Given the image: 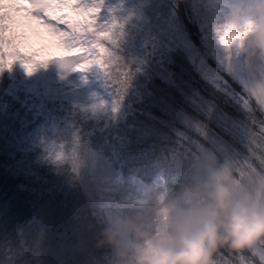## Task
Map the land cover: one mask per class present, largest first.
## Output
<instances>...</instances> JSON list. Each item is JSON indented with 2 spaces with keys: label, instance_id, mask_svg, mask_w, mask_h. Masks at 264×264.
I'll return each mask as SVG.
<instances>
[{
  "label": "trees",
  "instance_id": "16d2710c",
  "mask_svg": "<svg viewBox=\"0 0 264 264\" xmlns=\"http://www.w3.org/2000/svg\"><path fill=\"white\" fill-rule=\"evenodd\" d=\"M138 1L150 5L133 3ZM155 1L154 9L147 6L153 26L175 23L203 52L192 0ZM11 9L0 0V29ZM73 13L63 20L75 37L101 42L123 63L129 60L131 69L136 68L132 56L143 67L156 59L167 75L137 72L138 96L126 104V115L114 120L104 108L92 112L66 96L56 67L37 62L29 73L30 52L11 69L0 56V264H136L120 236L95 213L79 172L69 160L58 159L68 136L59 135L55 124L124 175L145 183L163 176L171 197L183 175L201 168H230L243 196L264 189V107L237 77L214 57L205 56V66L214 72L208 75L186 47L158 48L143 34L138 15L111 17L112 31L118 32L106 37L104 26L84 23ZM255 248L218 246L210 264H264Z\"/></svg>",
  "mask_w": 264,
  "mask_h": 264
},
{
  "label": "rangeland",
  "instance_id": "374dc122",
  "mask_svg": "<svg viewBox=\"0 0 264 264\" xmlns=\"http://www.w3.org/2000/svg\"><path fill=\"white\" fill-rule=\"evenodd\" d=\"M112 1L83 0V3H80L79 0H54L46 7L51 12L50 19L56 20L64 18V14H61V9L64 8L81 13L89 7H99L102 11L97 19L101 20L99 26H104L102 33L106 37L118 32L112 31L114 16L128 18L138 15L141 20L140 29L146 37L153 40L155 46L166 51L173 47H186L208 75L214 72L205 66V56L214 57L223 68L237 77L264 107V64L255 61L250 64L247 47L248 39L256 30V20L249 17L242 26H238L232 18L236 0H192L202 34L204 50L201 53L196 51L185 31L175 23L170 22L167 26L158 24L161 25L159 28L153 26L152 23H157L153 22V13L150 9L147 10V6L154 9L150 5H156L157 1L147 0L150 5L147 2L143 5V1L133 3L134 0H115L114 5ZM3 3L12 8L9 17L24 8V5L8 0H3ZM28 10L31 11V7ZM111 17L113 19L109 21ZM48 30L62 39L67 49L79 48L80 53L75 56L67 54L41 59L44 53L34 50L30 52L32 55L26 57L25 64L31 65L32 72L37 62L56 67L62 72L60 90L72 98L75 104L92 112L104 108L112 119L123 118L128 110L126 104L133 96H138L139 89L135 84L142 78L137 77V72L152 69V74L167 75L166 66H157L161 63L156 59L143 67L144 62L132 56L130 64L135 62L136 68L131 69L133 64L129 66V60L123 63L118 52L105 48L99 41H82L75 37L70 29L61 32L51 24L48 25ZM164 57L165 54L161 59L164 60ZM86 61L84 68L79 67ZM113 86L116 88L113 89ZM55 127L59 135L70 137L65 138L68 141L60 143L58 159L69 160L79 172L80 175L77 176L82 179V185L95 213L110 224L120 236L125 254L129 253L135 261L137 254L149 247L151 242H172V218L177 210H188L208 203V185L219 171L201 168L183 175L179 180L177 195L171 197L163 176L145 183L136 177L124 175L115 170L98 152L88 149L80 139L72 137L69 132L65 134L56 124ZM55 140L57 138L53 141ZM66 143H71L72 147L65 149ZM229 188L234 201L243 196L236 182L231 180ZM248 237L251 238L249 245L256 246L255 249L264 263V236L257 237L255 233H249Z\"/></svg>",
  "mask_w": 264,
  "mask_h": 264
},
{
  "label": "clouds",
  "instance_id": "9594fccd",
  "mask_svg": "<svg viewBox=\"0 0 264 264\" xmlns=\"http://www.w3.org/2000/svg\"><path fill=\"white\" fill-rule=\"evenodd\" d=\"M249 17L257 25L247 42L249 62L264 64V0H236L234 22L242 26ZM231 176L228 167L215 174L207 189L208 203L177 210L172 218V242H151L137 254L136 264H210L218 246L239 250L251 243L249 233L264 236V189L255 197L234 201Z\"/></svg>",
  "mask_w": 264,
  "mask_h": 264
},
{
  "label": "snow or ice",
  "instance_id": "6c2138e0",
  "mask_svg": "<svg viewBox=\"0 0 264 264\" xmlns=\"http://www.w3.org/2000/svg\"><path fill=\"white\" fill-rule=\"evenodd\" d=\"M8 2L22 4L24 8L6 18L3 28L0 29V56L8 61L6 67L11 69L15 59L22 58L24 53L34 50L44 53L40 57L41 59L67 54L75 56L80 53L79 48L67 49L63 40L48 30L49 24L54 25L61 32L69 30L65 20L50 19L51 12L46 5L54 0H8ZM79 2L83 3V0H79ZM29 7H31V11L28 10ZM101 11L102 9L99 7H89L82 10L78 18L84 23L92 22L99 25L101 20H98L97 17H100ZM61 14L75 15L68 8L61 9ZM96 31H102V29L97 27ZM86 64L87 61L79 67L84 68ZM25 67L31 73V65L25 64Z\"/></svg>",
  "mask_w": 264,
  "mask_h": 264
}]
</instances>
